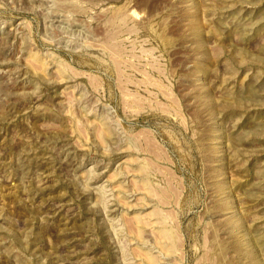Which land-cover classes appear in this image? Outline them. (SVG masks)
<instances>
[{
  "label": "rangeland",
  "instance_id": "rangeland-1",
  "mask_svg": "<svg viewBox=\"0 0 264 264\" xmlns=\"http://www.w3.org/2000/svg\"><path fill=\"white\" fill-rule=\"evenodd\" d=\"M0 264H264V0H0Z\"/></svg>",
  "mask_w": 264,
  "mask_h": 264
}]
</instances>
